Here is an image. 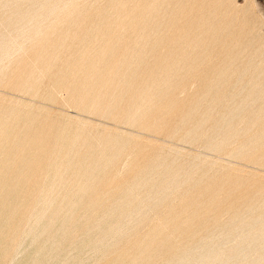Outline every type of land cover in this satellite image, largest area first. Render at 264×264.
<instances>
[{"label":"rangeland","instance_id":"1","mask_svg":"<svg viewBox=\"0 0 264 264\" xmlns=\"http://www.w3.org/2000/svg\"><path fill=\"white\" fill-rule=\"evenodd\" d=\"M155 1L0 0V264H264V0Z\"/></svg>","mask_w":264,"mask_h":264},{"label":"bare ground","instance_id":"2","mask_svg":"<svg viewBox=\"0 0 264 264\" xmlns=\"http://www.w3.org/2000/svg\"><path fill=\"white\" fill-rule=\"evenodd\" d=\"M21 1L23 3L19 2V0H15V4L11 6L10 10L14 12L16 16L12 18L9 15L10 21L7 23V25H5V28H4L5 32H3L5 34L7 33L8 35H10V39L6 41L7 46L9 49H14V50L21 49L22 43L25 40L29 41V39H35V38H37V40L44 39L47 36L46 34L49 33V30L50 29L52 30L54 28L56 17L59 15L58 12L63 10L68 5H73V4L78 3V0H49L47 2L45 1L41 2L38 8L30 9L29 7L22 8V6L25 5L26 3L27 5L33 6L35 4L33 3L34 2L33 0H21ZM24 1H27V2H24ZM62 1L63 3L61 4ZM155 2H156L155 0H152V3L150 4V7H152L153 9H156L157 7H159ZM256 5L259 7L260 12L264 14V10H263L264 1L263 3L257 2ZM27 9H30V10L27 12ZM248 16L249 15H247V17ZM247 17L244 14V17L241 20V23H243V25H248L251 22L250 20L251 17L250 19H248ZM154 23H156L155 25H158L159 21H156ZM212 27H215V26H212ZM210 30H211L210 26L203 27V28L194 26V27L187 28L185 30V33L187 34V36H190V37H188L189 38L188 40L187 39L184 40V43H183L184 45L183 55L185 57V59L183 58V60L186 61L189 59V62H187L189 66H194V67L197 66L198 58L196 54L198 51L196 50H197L198 40H200L198 38L201 34H204V33L206 34L208 32L210 35L208 39L205 40V42L210 43L211 41L209 38L215 35V32L214 31L212 32ZM240 32L242 33L241 35L244 34L243 29ZM20 39H22V41H20ZM225 71L226 70L224 69L223 72Z\"/></svg>","mask_w":264,"mask_h":264}]
</instances>
